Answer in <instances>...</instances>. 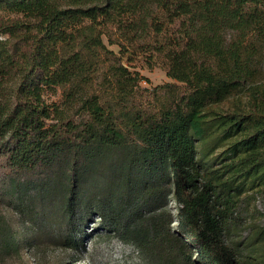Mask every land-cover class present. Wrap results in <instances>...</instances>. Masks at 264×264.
Masks as SVG:
<instances>
[{"label": "trees", "instance_id": "1", "mask_svg": "<svg viewBox=\"0 0 264 264\" xmlns=\"http://www.w3.org/2000/svg\"><path fill=\"white\" fill-rule=\"evenodd\" d=\"M0 159V264L94 217L147 264H264L259 219L226 242L264 194V0H0Z\"/></svg>", "mask_w": 264, "mask_h": 264}, {"label": "rangeland", "instance_id": "2", "mask_svg": "<svg viewBox=\"0 0 264 264\" xmlns=\"http://www.w3.org/2000/svg\"><path fill=\"white\" fill-rule=\"evenodd\" d=\"M104 42L106 43V39ZM108 48L118 53L116 46H108ZM123 62L138 77L140 89L150 91L154 87L172 82L166 77L160 64L149 60L148 57L136 56L135 52L129 51L124 55ZM46 99L48 102H57L59 94L48 95ZM223 105L228 106V101ZM0 164H2L1 159ZM3 214L7 212L0 205V216ZM94 218L97 222L98 218ZM254 218L259 219L264 226V194L262 193L248 202L241 203L231 219L234 231L226 236V242L230 244L243 241L249 236ZM96 222L95 224L90 222L78 231L76 237L80 239L82 246L77 251L42 246L41 252L35 255L25 250L18 257L8 259L3 264H147L131 245L97 229Z\"/></svg>", "mask_w": 264, "mask_h": 264}]
</instances>
